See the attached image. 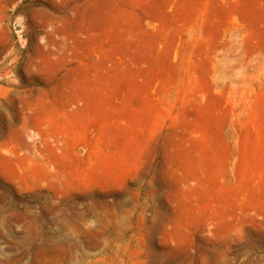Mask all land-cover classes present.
Returning a JSON list of instances; mask_svg holds the SVG:
<instances>
[{
	"label": "rangeland",
	"instance_id": "1",
	"mask_svg": "<svg viewBox=\"0 0 264 264\" xmlns=\"http://www.w3.org/2000/svg\"><path fill=\"white\" fill-rule=\"evenodd\" d=\"M0 264H264V0H0Z\"/></svg>",
	"mask_w": 264,
	"mask_h": 264
}]
</instances>
